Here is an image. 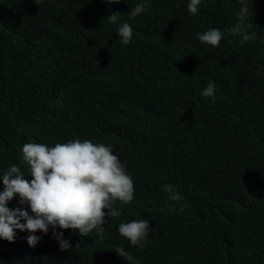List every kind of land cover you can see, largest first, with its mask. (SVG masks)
I'll list each match as a JSON object with an SVG mask.
<instances>
[{"label": "trees", "instance_id": "obj_1", "mask_svg": "<svg viewBox=\"0 0 264 264\" xmlns=\"http://www.w3.org/2000/svg\"><path fill=\"white\" fill-rule=\"evenodd\" d=\"M189 2L0 0V176L16 164L32 179L22 147L30 143V119L44 121L30 109L35 97L50 101L59 121L55 140L45 138L49 146L77 138L111 145L135 185L131 202H114L120 215L106 217L102 239L95 231L83 237L57 227L72 245L62 251L50 227L35 233L41 239L33 248L31 233L17 229L14 242L0 239V264H185L200 249L195 264H243L252 256L264 264V136L241 137L246 124L236 121L242 129L232 127L235 138H215V121L224 114L220 92L239 95L236 64L253 69L251 58L264 61V25L246 24L233 35L240 23L235 0L226 6L201 0L196 15ZM137 4L145 11L133 20ZM113 12L121 13L116 24L107 18ZM125 22L133 28L128 45L116 32ZM213 24L228 30L217 49L197 35ZM245 32L254 38L241 44ZM209 83L215 102L201 95ZM184 93L200 104L191 125L173 103ZM141 152L159 173L149 175ZM169 185L180 200L171 199ZM8 207L31 213L19 196ZM140 219L150 223L143 248L118 231L120 223ZM242 238L245 257L235 258L229 250Z\"/></svg>", "mask_w": 264, "mask_h": 264}, {"label": "clouds", "instance_id": "obj_2", "mask_svg": "<svg viewBox=\"0 0 264 264\" xmlns=\"http://www.w3.org/2000/svg\"><path fill=\"white\" fill-rule=\"evenodd\" d=\"M223 6L227 5V0ZM109 4L118 3L120 0H107ZM206 1H203L205 3ZM38 4V2H36ZM201 0H190L187 5L189 13L196 15L199 12ZM248 4L250 5L248 7ZM144 5H147L145 2ZM143 4H137L129 13L131 19H135L145 11ZM239 24L232 27L230 32L233 35L241 33L245 25H264V0H235V11L233 12ZM119 12H113L108 16L110 23L116 24L120 17ZM119 39L124 45H128L133 37L131 24L122 23L116 30ZM227 29L213 24L212 28L198 33L201 42L209 44L208 48L217 49L221 45L224 33ZM254 38L245 32L240 41L244 44ZM174 52V51H172ZM248 61L249 67L242 68L236 64V69L241 73L236 90L239 95L234 96L227 90H222L218 96L224 114L215 121L217 127L215 138L221 136H232L233 128L242 129L236 126V121L246 124L242 136H264V61L251 58ZM84 84V82H79ZM201 95L210 102L217 100V90L214 84L209 83L202 86ZM178 114L186 124H193L197 121L200 112L199 102L184 93L178 96L173 102ZM30 109L44 116V121L36 122L30 119V143L22 147L23 161L30 166V181L25 179L21 168L12 164L2 177L3 191H0V239L14 242L16 230L28 231L27 243L35 247L40 236L35 235L37 231L48 233L49 228L53 229L52 236L57 239L60 249L67 250L72 245L64 239L63 232L55 229L78 230L80 236L86 237L95 231L102 239L104 237V224L107 218H116L120 215L113 204L120 201L124 204L134 199L135 185L133 178L121 163L120 158L113 153L112 146L104 143H93L89 139L81 141L79 138L69 140L66 143L54 142L49 146L45 138L55 136L58 125V118L50 101L36 100L30 98ZM234 123V124H233ZM233 124V125H232ZM264 152V150H263ZM146 154L139 153L138 159L148 164V173L157 174L159 171L153 163L148 162ZM166 191L172 192L171 199L180 200L178 193L173 192L171 185ZM15 196H19L21 205L27 204L31 210L22 208H9L8 203ZM107 210V211H105ZM174 210V209H170ZM248 213L253 210L244 208ZM254 222L252 216L245 214ZM24 221L23 223L21 221ZM150 223L147 219L132 220L119 224L118 231L121 236L128 239L131 245L143 248L147 242ZM242 239L235 240L229 252L234 257H245L242 250ZM79 244L76 245L78 249ZM204 249L196 252L194 258H189L185 264H195L194 259ZM120 256L128 254L123 248L115 250ZM173 254V251H170ZM254 257V256H252ZM248 257L243 264H261L259 259ZM210 264H230L221 262L218 259Z\"/></svg>", "mask_w": 264, "mask_h": 264}]
</instances>
